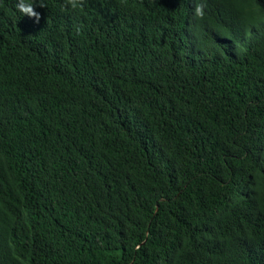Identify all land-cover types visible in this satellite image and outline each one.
Masks as SVG:
<instances>
[{
    "label": "trees",
    "instance_id": "obj_1",
    "mask_svg": "<svg viewBox=\"0 0 264 264\" xmlns=\"http://www.w3.org/2000/svg\"><path fill=\"white\" fill-rule=\"evenodd\" d=\"M0 0V264H264V0Z\"/></svg>",
    "mask_w": 264,
    "mask_h": 264
},
{
    "label": "clouds",
    "instance_id": "obj_2",
    "mask_svg": "<svg viewBox=\"0 0 264 264\" xmlns=\"http://www.w3.org/2000/svg\"><path fill=\"white\" fill-rule=\"evenodd\" d=\"M69 3L75 9L81 7L83 0H69ZM16 7L21 13L27 14L29 17H35L36 22L39 21V13L33 11L31 3L26 2V0H20Z\"/></svg>",
    "mask_w": 264,
    "mask_h": 264
}]
</instances>
